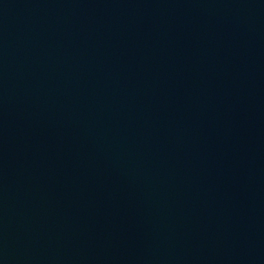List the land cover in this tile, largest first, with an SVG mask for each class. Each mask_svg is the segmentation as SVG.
<instances>
[{
  "label": "water",
  "instance_id": "1",
  "mask_svg": "<svg viewBox=\"0 0 264 264\" xmlns=\"http://www.w3.org/2000/svg\"><path fill=\"white\" fill-rule=\"evenodd\" d=\"M0 264H264V0H0Z\"/></svg>",
  "mask_w": 264,
  "mask_h": 264
}]
</instances>
